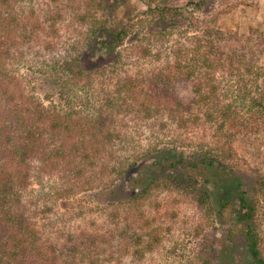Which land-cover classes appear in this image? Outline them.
I'll return each instance as SVG.
<instances>
[{
    "label": "trees",
    "instance_id": "trees-1",
    "mask_svg": "<svg viewBox=\"0 0 264 264\" xmlns=\"http://www.w3.org/2000/svg\"><path fill=\"white\" fill-rule=\"evenodd\" d=\"M17 1L31 10L17 9ZM68 1L83 33L65 43L44 42L53 56L41 76L52 83L54 97L46 93L41 98L24 89L15 68L27 62L41 34H59L63 7L57 3L64 0H49L58 11L43 1L34 7L33 0H0V264L141 263L161 242L157 230H147L152 221L139 209L152 192L177 191L215 215L209 190L191 171L216 166L234 171V139L264 125L263 71L251 44L243 45L217 27L194 34L187 48H159L155 42L182 27L184 9L147 4L145 14L163 26L148 30L145 45H135L140 39L130 42V50L157 62L163 51L172 50V57L164 68L125 72L120 50L105 57L97 45L108 41L120 49L139 35L130 19L110 24V0ZM182 86L192 93L188 101L176 93ZM76 88L86 93L88 111L72 103L80 98L74 94L70 99ZM91 96L100 100L92 102ZM190 125L211 128L214 149L204 145L205 138L188 144L177 134ZM140 130L153 137L142 152ZM166 130L172 132L168 144L158 140ZM149 167L156 171L146 180L143 173ZM45 179L54 182L30 196L31 186ZM238 181L235 197L216 213L228 210L240 225L225 238L236 264H264L258 213L264 172L256 170L249 181ZM91 192L111 224L101 230L58 228V222L74 214L69 208L57 213L55 205ZM131 208L137 211L135 222L128 220ZM215 250L216 241L207 239L203 257L208 263L213 264Z\"/></svg>",
    "mask_w": 264,
    "mask_h": 264
},
{
    "label": "rangeland",
    "instance_id": "rangeland-1",
    "mask_svg": "<svg viewBox=\"0 0 264 264\" xmlns=\"http://www.w3.org/2000/svg\"><path fill=\"white\" fill-rule=\"evenodd\" d=\"M42 1L47 2L51 8L58 11L56 4L50 3L49 0H33V6L36 7ZM199 2L200 7L198 8L195 5ZM110 3L112 10L106 15L110 24L121 25L127 23L130 19L135 32L140 33L128 38L120 49H116L108 41H104L103 45H97V48H101L99 53L105 57L120 50L122 60L125 63L123 69L125 72L128 70L131 74L147 73L156 68H164L172 57V50L163 51V56H160L161 61L157 62L151 58H139L136 51L131 52L130 50V42L140 39L134 41L135 45L138 43L145 45L147 42L143 41L142 38H146L145 34L148 30H160V27L163 26L161 22L152 19L151 15L145 14L146 5L150 4L152 7L158 5L160 7L184 9L181 18L182 27L171 30L170 34L166 35L162 41L155 42V45L159 48L170 47L171 45L181 47L186 45L185 48H187L189 46L187 41L194 34L196 35L206 28L217 27L226 35H236L234 39L240 40L243 45H252L257 54L256 59H258L259 67L262 68L264 79V0H110ZM57 4L61 6L60 8L63 7V18L60 20L59 34L54 38H48V36L46 38V34H41L32 43L27 62L20 69L15 68V72L22 76L21 82L24 89L38 94L41 98L46 93L47 96L54 97L50 93L52 83L48 78L46 80L44 76H41L44 66L53 56V53L44 50V42L50 40L65 43L74 39L77 40L80 34L83 33V26L75 22L76 19L70 13L69 1L64 0L63 4ZM16 6L17 9H23L24 7L28 11L31 10V5L24 6L21 1H17ZM153 40L154 38L151 39V42ZM154 54H156L155 49ZM92 60H96V57ZM75 90L70 93V99L72 100L74 94H77L80 98L73 100L72 103L75 105L80 104L84 111H88L91 105L86 98V93L79 91L77 88ZM176 93L184 101H188L192 97L191 91L185 86L177 88ZM90 98L92 102L100 100L98 96H91ZM44 102L46 101L44 100ZM213 132L211 128L205 125H190L186 130H180L177 134L182 135V138L188 144L200 142L205 138L204 145L214 149L211 139ZM137 134L139 135L137 139L142 141V147L139 149L142 152L152 142L153 137H151L152 134L149 135L148 131L140 130ZM171 134L172 132L169 133L167 130L161 131L158 140L168 144L171 140ZM232 147L235 153L233 172L228 169L225 170L223 166L199 167L191 171L193 178L209 190L215 215L212 217L207 215L202 208L198 207L196 202L177 191L158 189L152 192L147 199L142 201V207L140 206L139 209L141 208L145 216L152 221V227H148L147 230L151 232L157 230L161 242H159L154 252L146 255L145 261L141 263L126 261L124 264H211L203 257L204 245L207 239L216 241L213 264H236L235 251L229 246L225 238L226 233L232 227L239 228L240 225L235 216L228 210H222L220 215H217L216 212L219 211L223 202L235 197L239 177L245 182L250 180L256 170L264 172V125L251 135H238L234 139ZM154 171H156L154 167H149L148 170L144 171L143 178L148 180L147 176ZM51 182H54V179H45L41 182V185L38 182L34 183L31 186L34 191L30 193V196L36 197L39 192L41 193L43 185L48 188ZM93 193L83 194L68 203L61 201L57 206L55 205V212L57 213L62 214L65 209L69 208L74 214V217L68 218V220V216H66L64 219V221H67L66 225L64 221H60L57 227L66 232L81 230L86 227L91 230H101L106 227L104 225H110L111 223L107 220L106 215L102 216V211L100 212L96 208L95 197L89 196ZM136 212L132 208L128 212L129 222H135ZM258 213L261 218L264 240V198L260 203ZM61 218L62 216L59 217V220ZM141 232L146 233V230ZM262 254L264 256V251ZM241 264H250V261L243 260Z\"/></svg>",
    "mask_w": 264,
    "mask_h": 264
}]
</instances>
